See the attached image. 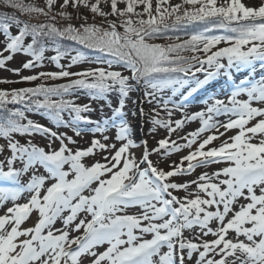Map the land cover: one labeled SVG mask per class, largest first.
Segmentation results:
<instances>
[{
  "label": "snow or ice",
  "instance_id": "6c2138e0",
  "mask_svg": "<svg viewBox=\"0 0 264 264\" xmlns=\"http://www.w3.org/2000/svg\"><path fill=\"white\" fill-rule=\"evenodd\" d=\"M187 28L193 31L176 36L178 43L149 42ZM217 30L224 34H211ZM17 56L21 67L9 69ZM45 60L59 71L35 72ZM257 61L264 63V0H156L154 9L152 0H44V7L0 0V69L19 77H0V84L40 81L0 89V264H264V76L255 77ZM84 64L95 66L71 71ZM221 77L230 89L224 98L204 96ZM133 92L142 93L141 127L154 140L158 128L166 133L151 149L127 119ZM81 94L88 103L76 102ZM92 102L111 115L94 119ZM194 103L203 107L189 112ZM176 112L181 118L173 119ZM194 121L199 127L180 135ZM88 134V146H80ZM37 136L47 144L34 142ZM185 149L179 162L160 166Z\"/></svg>",
  "mask_w": 264,
  "mask_h": 264
},
{
  "label": "rangeland",
  "instance_id": "374dc122",
  "mask_svg": "<svg viewBox=\"0 0 264 264\" xmlns=\"http://www.w3.org/2000/svg\"><path fill=\"white\" fill-rule=\"evenodd\" d=\"M29 0H26V2ZM181 0H169L170 4H176V3H180ZM243 2L245 3H252L253 0H243ZM153 3V9L155 8V3L156 0H152ZM103 6V5H102ZM123 6V5H121ZM143 6H138L137 10L140 11L142 10ZM187 7V6H185ZM111 19H113L112 17H109ZM144 18H147V16L145 15ZM135 19V17H134ZM226 45L221 44L218 47H224ZM24 59V57L22 56H17L16 58H14L13 61L9 62L7 67L9 69L11 68H19L21 67V61ZM47 65V64H45ZM83 67H87V66H83ZM82 67L78 68V67H73L71 69V71H80ZM39 71H44V72H53V70H50L49 66H44L42 68H38L35 69V72H39ZM34 74L33 71H29V70H22L21 71V75H31ZM127 74V73H125ZM201 76L202 78V74H198ZM247 75V72L243 73V74H237L235 76L236 81L238 82L239 79H243L244 76ZM260 76H264V63L257 61L256 65H255V77L259 78ZM0 77L3 78H7L9 80H18L19 77L15 76L12 74L11 71H6L4 69H0ZM227 80V77H221L219 78L217 81L213 82L212 85L208 88L207 93H204V96H207L208 94H216L219 95L220 98H224L225 93L227 91H229L230 89L228 88V84L225 83V81ZM18 83H3L0 84V89H12L14 88V86H17ZM142 97V93L141 92H133L130 94V99L126 102V108H125V112L127 113V119L128 121L132 124L133 126V133L134 136H136L137 138H144L148 140V144H149V148L151 149L152 147L156 146V140L163 138L165 136V130L162 128H158L157 129V133L156 135V140L152 139V136L148 134V128L149 126H143L141 127V125L143 124V118L140 116V112H139V108H140V98ZM112 98V97H110ZM201 99V97H197V101H199ZM137 101V103H133V101ZM77 103H88V97L85 94H81L80 98L78 100H76ZM93 103V107L97 108V111L95 113L92 114L94 119H103L107 116L111 115V111L110 109L107 108V106H105L104 111L100 112L99 111V104L97 102H92ZM103 103V102H100ZM255 106V105H254ZM143 107L145 108V110L147 111L151 105L148 104H144ZM203 104L202 103H194L193 107L189 108V112L196 110L198 108H202ZM133 113H135V115H133ZM29 118L34 119L40 123H44V124H49L50 122L43 116V115H37V114H32V113H28ZM161 116H165V113L161 112ZM222 118H225L223 116H221ZM181 118V113L180 112H176L173 116V119H178ZM197 127H199V122L198 121H194L191 123H186L183 130L180 131L178 130V132L180 133V135H184L187 132H191L194 131ZM55 130V129H54ZM60 131H66L68 132L69 135H73L74 139H78V137H75L74 134L72 133V131L70 129H65V128H61ZM115 133V129L110 130L109 133H107L108 135H114ZM236 133V130H232L226 133V136H232ZM206 135V134H205ZM91 138V134H88L85 136L84 140H80V146L82 147H87L88 144L85 143V140H88ZM176 134H173L172 139H176ZM225 139V137H221V140ZM36 143H39L41 146H44L47 144V140L42 138L41 136H37L35 141ZM183 142V141H180ZM0 143H2V141L0 140ZM58 144V141L56 142ZM214 145H218L220 143L219 140L214 141L213 142ZM55 146V145H54ZM134 151L136 152V155L139 157L140 153L142 151V149L137 148L134 149ZM183 154H187V149L183 150L181 153H173L171 156L165 157L164 160L160 161V164L162 167L167 168V164L171 161H176L179 162V156L183 155ZM154 161H157V156L155 154L152 155L151 157ZM226 166L225 164L221 163V164H213L211 166H209L207 169L205 168H197L195 170V172H193L190 176H184V177H178V180H191V179H195L201 172L204 171H208L209 173H211L212 171L218 169V168H222ZM43 171V170H41ZM179 195H183V193H178ZM81 217H83L84 214H80ZM34 218V216H33ZM32 224V220L30 219L29 221L26 222L25 226H31ZM57 227H60V222H57ZM79 233H71V235H78ZM187 235V233H186ZM206 239H212L211 236L206 237ZM103 247H106L103 246ZM98 250H103V248L98 249Z\"/></svg>",
  "mask_w": 264,
  "mask_h": 264
},
{
  "label": "trees",
  "instance_id": "16d2710c",
  "mask_svg": "<svg viewBox=\"0 0 264 264\" xmlns=\"http://www.w3.org/2000/svg\"><path fill=\"white\" fill-rule=\"evenodd\" d=\"M27 2H31V3L37 4V5L41 6V7H44V0H29ZM68 11H73V10L70 8V9H68ZM80 11H82L85 15H87L89 17V23H92L93 22L92 14L90 12H88L87 10H85L83 8H81ZM54 13H55V9H54ZM73 14L75 15V13H73ZM21 18L22 19H25V20L30 19V17H28V16H22ZM31 19H41L42 20L44 18L43 17H35V16H33V17H31ZM58 19H59V17H58ZM108 19L109 20H112L111 18H108ZM95 22L96 23H101V18L100 17H96ZM166 22L170 24V23H172V19H168ZM73 23L79 24L80 21L74 20ZM117 23H119V21H117ZM105 26H107V25H105ZM118 30L121 31V32H123L124 29L122 27H119ZM192 31H193L192 28H187L185 30H178V31H169V32H167V33L164 34V37L163 38L153 39V40H151L149 42L150 43H159V44H162V45H167V44H170V43H178L179 41H177L175 39L176 36H179L181 38V40L187 39L188 37H187V35L185 33L186 32L187 33H191ZM13 32H15V28H13ZM211 34L221 35V34H224V33H223L222 30H217V31H215L214 33H211ZM167 37H172V39H168ZM80 50L81 51H84L86 55H93V56L96 55L95 53H89V51L87 49H83L82 47H81ZM53 54L54 53H52V52H48V53H46V56H50V55H53ZM182 55L191 56L192 53H190V52H184V53H182ZM61 62L62 63H67L66 60H62ZM45 64H47V65H45ZM44 66H49L50 67V70L59 71V69L51 61L45 60ZM83 66L89 67V66H95V65H87V64H84V65H78V66H74V67L80 68V67H83ZM117 70L123 71L120 68H117ZM39 82L40 81H36V82H33V84L39 83ZM65 82H66V79L55 80V81H51V80L50 81H47V83H55V84L65 83ZM33 84L18 83L17 86H14V88L29 87V86H33ZM69 98H71V97H69ZM16 107H21L22 108L23 106L22 105H17ZM2 143H3V141H2ZM160 166H161V164H160Z\"/></svg>",
  "mask_w": 264,
  "mask_h": 264
},
{
  "label": "bare ground",
  "instance_id": "6f19581e",
  "mask_svg": "<svg viewBox=\"0 0 264 264\" xmlns=\"http://www.w3.org/2000/svg\"><path fill=\"white\" fill-rule=\"evenodd\" d=\"M220 120H224L225 118L219 117ZM221 131H223V129H221ZM136 137V136H134ZM10 206V205H9ZM0 212H2V210H0Z\"/></svg>",
  "mask_w": 264,
  "mask_h": 264
}]
</instances>
